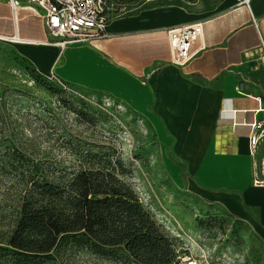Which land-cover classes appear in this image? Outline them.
<instances>
[{"label":"crops","instance_id":"crops-1","mask_svg":"<svg viewBox=\"0 0 264 264\" xmlns=\"http://www.w3.org/2000/svg\"><path fill=\"white\" fill-rule=\"evenodd\" d=\"M148 1L112 17L107 37L61 48L40 15L0 0V35L17 34V50L40 73L104 91L141 114L183 186L264 242V184L253 183L264 142L255 156L249 149L250 122L264 121V0H223L202 18L185 64L173 61L167 29L198 18L183 2Z\"/></svg>","mask_w":264,"mask_h":264},{"label":"rangeland","instance_id":"rangeland-1","mask_svg":"<svg viewBox=\"0 0 264 264\" xmlns=\"http://www.w3.org/2000/svg\"><path fill=\"white\" fill-rule=\"evenodd\" d=\"M183 2L192 18L216 11L223 0ZM148 0H113L117 16ZM196 21V20H193ZM193 21L189 22L192 23ZM0 235L13 223L23 188L9 155L61 180L93 168L110 169L133 189L139 207L172 242L171 259L205 254L223 264H264V242L244 221L203 206L171 169L170 156L151 124L104 91L40 73L12 41L0 39ZM49 264H144L124 247L101 253L71 238ZM167 264V263H165Z\"/></svg>","mask_w":264,"mask_h":264},{"label":"trees","instance_id":"trees-1","mask_svg":"<svg viewBox=\"0 0 264 264\" xmlns=\"http://www.w3.org/2000/svg\"><path fill=\"white\" fill-rule=\"evenodd\" d=\"M9 155L23 188L14 223L0 235V264H49L71 238L101 253L124 247L144 264L172 261V242L113 170L90 167L52 180L29 166L18 170L26 158L14 146Z\"/></svg>","mask_w":264,"mask_h":264},{"label":"built area","instance_id":"built-area-1","mask_svg":"<svg viewBox=\"0 0 264 264\" xmlns=\"http://www.w3.org/2000/svg\"><path fill=\"white\" fill-rule=\"evenodd\" d=\"M13 12L20 8H29L40 15L48 34L64 48L72 41L94 44L109 35L107 24L119 8H113V0H7ZM26 1V4L23 2ZM203 24L201 20L192 23L171 26L167 29L168 43L177 64L188 62L195 51L193 43L199 36ZM0 39L17 42V34L0 35ZM262 107V105H261ZM264 107V105H263ZM250 153L255 156L264 142V121L255 119L250 122ZM253 183L264 184V151L260 158L253 159ZM170 264H223L205 254H184L176 256Z\"/></svg>","mask_w":264,"mask_h":264}]
</instances>
